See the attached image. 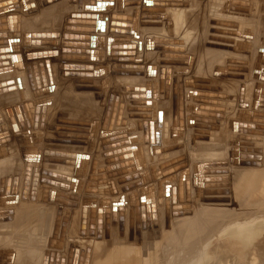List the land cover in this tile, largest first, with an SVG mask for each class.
<instances>
[{"label": "bare ground", "instance_id": "bare-ground-1", "mask_svg": "<svg viewBox=\"0 0 264 264\" xmlns=\"http://www.w3.org/2000/svg\"><path fill=\"white\" fill-rule=\"evenodd\" d=\"M122 1L123 0H47L46 4L48 5V7H37L40 12L38 14L32 13L26 18V22L24 24L25 26L20 27L21 33L19 34V37L17 36V40H13V36L17 33V20L15 19L14 15H0V45L12 44L14 46L12 47V53L10 52V49L0 50V78H2L3 80L5 79L4 82L3 80H0V88L6 87V89H1L10 90V94L12 93L10 97H13L12 95H14V98L16 97V100L18 101L16 102V100H10L13 101V103L15 101L16 103L14 105L12 104V106H7L6 108H4V110H1L2 116L4 113L6 120L0 119V134L6 135L4 138L6 140L8 138L10 141L0 144V150L13 147L16 143L19 142V145L21 146L20 149L27 148L29 150L33 149V151L39 150L40 158H42L40 161H38L39 164L42 163V168L38 170L39 176L37 175V171H35L34 173H29L31 165L26 159L30 156L24 158V160L19 161L21 165L28 164L27 171H21L19 164H17L18 168L13 166L14 163L9 158H0V204L3 205V203H6V205L11 206L17 205L19 203V195L21 196V190H27V197L25 198L27 203L25 204L24 209L21 213L22 215L19 219H17L15 225L6 224L4 230L0 231V262L2 264H39L40 258L38 256L36 257L34 253L40 252L42 246L47 242L41 237L33 238V236L31 235V231L41 230L39 225L32 226L29 223L26 224L27 220L29 221L31 215H33L34 217V212H38L39 216L49 217L53 213L52 211H61L67 216V218L71 219L70 221L73 222L74 226L78 224L77 234L79 237H82L84 241L87 239L91 240V242L93 241L92 245L104 244L105 246H107V248L104 249L105 252L109 251L123 253L122 251L124 249L131 248L136 253H142L145 246L141 247L140 244L143 241L153 240L151 238H146L148 235H150V225L152 226L150 229H153L155 227L158 228L151 231L158 232L160 230L163 235L168 233L167 231L173 232L176 229L175 233H172V236L177 237L178 235H180L179 227H177V225L184 222H187L189 224L191 221L200 220L198 212L202 207L206 205V202H223L222 198L212 199L214 196H211L210 194H230V191L226 192L225 190L224 192H217L216 187H214L216 189H212L213 191H211V189H208L209 187L207 185L215 184L217 186V183H220L222 186L226 185L223 186V190L224 187H228L229 184L224 183L228 181V179H224L225 177L217 179L208 177L205 178L204 173L206 170L204 168V164H193L192 170L190 172L188 171V173L184 172L186 170H176L179 166L175 165L177 163V160H175L176 158L174 159V157H172V153L178 146L177 138L180 134L179 132H175L174 130H172L173 125L176 126L177 124V119L175 121V124L173 123V121L175 120V118H173L175 116L173 113L176 109H173V112H167L165 105L157 98V96L160 95V90L158 95H156L158 92L157 89L156 93H154L153 91L155 90L150 89L149 84L147 85V87L146 85L145 87H143L135 84L133 85V88H131L129 99H126V96L118 94L115 90L109 91V85L106 86L112 69L107 64L109 62H118L119 59H122L123 62H127L124 58H119V56L122 55L124 57L130 55L128 53H124V51H128L130 49L128 48V46H126L127 48H122L126 44L132 46V56L136 54V56L134 57L135 59L132 60L130 58L132 61H136V59L139 60L140 56H143L144 59L142 61L145 62L151 60L155 55H157L159 58V67H162L163 69H170L176 74H181L182 77L183 75L187 76L190 74L198 60V58L190 52V49H192V44L195 41V38L191 32L194 29L191 30L189 28H192V25H189L192 22H190L191 20L188 21L189 18L187 19L186 10L188 8L185 7L186 3L184 2V0H145L148 2V4L145 6L141 5V0H138L134 6L131 4V6L128 5V1L125 4V0L123 4ZM247 1V3H250V5L244 7L243 5L239 4V2L237 3L236 0H214V3H209V8L213 9L214 12L215 9L217 10L219 7H221L220 5H223L224 8H227L229 10L232 9L234 10V12L239 10L242 12L241 16L239 17L244 21V18L247 16L244 14H247V10L255 4L254 0ZM256 1L258 2V0ZM260 1L262 2L260 3L264 5V0ZM204 2L205 1H202V4ZM11 3L12 2L10 1L0 3V11L9 12L8 5H11ZM59 5H63L62 8H59ZM222 9L220 8L219 10L221 11ZM143 11L145 13H143ZM252 11L255 12V10ZM231 12L233 13V11ZM261 13L260 15L262 16ZM11 15L12 17H10ZM252 16L254 15L252 14ZM232 17H235V15H233ZM258 18H260L259 15ZM191 19H193V25H195L194 17H192ZM262 19H264V15ZM258 20H256V22ZM84 21L89 22L84 23ZM37 22L40 23V25ZM63 22L64 24H62ZM240 22H242V20ZM36 27H49V32H32V30ZM259 27L262 28L261 25H259ZM125 28L126 31H132V33L125 36L123 35V33L121 34V32L125 30ZM242 29L243 28H241V30ZM255 29H257V27ZM261 33V46L257 47L259 50L257 51L256 59L254 60L255 62L252 65V70L250 69L251 72L254 73L253 76L256 80H254L255 82L253 83V87L248 89V91L245 90L246 92L243 94L247 102L246 109L252 110L254 108V111L257 110V112H253L252 115L249 113L253 110L249 113L247 112L246 114L245 111H240L238 109L239 111L237 112V118L233 121L228 120V123L231 121L230 129L233 131V133L236 134V138H233L234 140L232 139L231 141V145L234 148V151H231L232 158H230L231 160L228 161H230L231 167H234L233 169L237 172L239 171L243 178H249L251 175H255V181L253 179L252 180L253 183H255L254 186L257 185L255 188H258L257 190H259L260 192H258L259 202L256 200L255 203L257 202V205L252 204L251 207H246L234 212L235 214L228 220H214V222L210 224V226L214 227V229L216 230L226 223L232 221H246L257 216L264 215V127L262 126L261 128V126L258 124L259 122L257 123L254 121L260 118H264V33ZM139 34L141 35V48L139 47V41H137L139 39ZM58 47L59 49L57 50ZM237 48L233 46L230 47V50L232 52H235V49ZM53 49L55 51H58L57 53L60 52L61 55L58 54L57 59H54L55 61L51 59L53 57L49 58L53 61L52 62L48 60L47 57L43 56H47L50 52H52ZM238 49L241 50L240 48ZM5 52H10L7 57L4 56ZM71 52H86V54L88 55L91 54L92 61H64V54H66L67 56L68 54H71ZM237 55L239 56V54ZM237 55L235 52V56ZM222 56L223 55L220 53L216 58L220 60ZM28 57H30V59L37 58L39 61L26 63V59H28ZM221 61L222 60H220V62ZM59 63H61V66H54V69L53 64L58 66ZM41 64L43 65L42 67ZM174 65L175 67H173ZM35 66H38L39 68L37 71H35ZM217 68H220V66ZM221 69H223L222 71L227 72L226 69H228V67L222 66ZM152 76L153 74L149 78H151ZM154 78L156 77L154 76ZM164 78H166V76ZM225 78L226 77H223L224 80ZM226 79L228 80V78ZM85 83L89 84V86H85ZM156 83L158 84V82ZM229 83H231V80ZM187 84L189 85V81ZM159 85L158 88L160 87L159 89H162L161 86L163 84ZM191 85L189 86L191 87ZM189 86H187V89ZM136 87L144 88L145 90H135ZM95 88L99 89V91H97L98 94L92 91ZM101 88H103L102 91ZM153 88L155 89V86H153ZM1 89V93H4V91L2 92ZM198 89L200 88L198 87ZM68 91L74 92V94L79 96H92L89 98V100L76 102L72 105H65L63 98L64 94H66ZM167 92H165L166 96L168 94ZM254 93L255 95H257V98L256 101L254 99L253 102ZM5 94H7L6 91ZM117 94L121 96L119 103V97L116 98ZM260 94L261 97H259ZM201 95L205 96L201 93L198 94V96ZM185 96V112L187 114H191L193 111L196 114L197 112L199 113V111L201 110L199 108L201 107L200 103L202 102H199L200 98L198 101V97H196L195 91L187 92ZM167 99L169 101V98ZM10 101L8 100V102ZM122 104L125 107L122 106ZM206 106L207 104L205 105V107ZM67 108L72 109L71 111L73 112L84 111V113L80 112L76 116L62 115L61 112L66 110ZM207 108L208 107H206L205 111L203 110L202 112L205 113ZM139 109H146L147 111L145 114L149 116L151 115L150 120H148L147 118H136V116L140 113ZM177 111L178 115H180L179 118L183 119L181 117V110L177 109L176 112ZM205 115L208 116V112L203 116L205 117ZM175 117L178 116L176 115ZM51 118L52 120L51 122H49V119ZM171 119L174 120L172 121ZM59 121H61V123ZM171 121L173 123L172 128ZM69 124L73 126L75 125L77 127V132H66V130L64 131V129H68V127L74 128ZM120 124H122V126H119ZM245 125L252 126L254 128L245 127ZM112 127H114L113 131L111 130ZM187 127H189V124H187ZM170 130L174 132L171 133L172 131L170 132ZM168 132L171 133V135L168 134ZM193 132L194 131H192V133ZM258 132H261L263 136H258ZM67 133H70L71 136L67 137ZM202 135L199 138L203 137ZM82 136L83 138H85V143L75 141V138H81ZM232 136L234 135L232 134ZM224 139L221 137H217V135L215 134H208V136L206 137L207 141L213 142L214 144L217 143L215 145L220 146L226 142ZM252 140H259L260 142L262 141L263 144L259 142L260 145L258 143V145L254 146ZM196 142L194 139V135L193 137L191 136L187 144V147L189 146V150L196 149ZM51 145L55 146H53V148H49V146ZM258 148L262 150V153H247L241 151L242 149L258 151ZM30 153L27 152L26 154ZM245 153L248 155V158H242V156H247L245 155ZM126 155H129V157L124 159L123 156ZM195 155L197 154L195 153ZM253 156L255 158H251ZM116 158H118L117 161L115 160ZM244 163L256 165H245ZM123 165H125L124 168H122ZM114 166L118 167V171H121L122 173L125 169L134 168V171L124 173H126L127 177L132 178L136 175H140V177L143 176V178H141L144 180L146 179V181H139V183L143 182V184H145V182H147L149 187H147L145 192L139 191L140 193H136L135 191L133 192V189L131 190V192L130 188L135 184L134 182H136L137 179L136 181L133 180L134 184H132V186L127 189V191L124 190L125 192H128L129 190L130 193H127L126 197L120 196L117 199L114 196L115 194H113L112 192L114 187H112V185H115L112 182H114L118 178L124 179L125 176L121 175L112 178L113 176H111V174L114 171H111L110 167ZM205 166L208 167V164H206ZM219 166L220 168L218 167L217 163L211 164L210 167H217L215 168L217 172L206 171V174L215 175L216 173H221V171L218 170H223L224 164H219ZM173 175H176V177H173ZM234 175L236 176L237 173ZM16 176H20L18 178L19 182H17V179H13ZM212 179H214L215 181H212ZM218 179H220V181H223V183ZM100 180H104L105 182L99 183ZM151 181H153L154 183L152 184ZM141 183L139 185H141ZM118 184H120V182H118ZM128 185L122 188H126L128 187ZM116 187L121 188V185L117 186L116 184ZM252 188L251 190H253ZM257 190H253L254 193H257ZM42 191L44 194V198L40 197V193ZM11 193L12 195H10ZM119 193L121 194L122 192ZM256 193L253 194L254 197H256L255 195L258 194ZM241 194L242 193L237 196H240ZM246 195L249 196L247 193ZM73 196H78V200L74 201L75 198H73ZM226 196L228 195L226 194ZM220 197H222V195ZM236 198L238 199V197ZM243 198L240 200L243 201ZM40 202L42 204H45V206H47V209H49L51 212L48 213V210L45 209V207H41L38 204ZM161 202H163V204H161L162 206H160ZM199 203H201L200 207L198 206ZM227 203H229V201ZM216 205L218 206V204ZM216 205L214 206L216 207ZM115 206L117 207V209H114ZM214 206L212 209L215 211L217 210V207L216 209H214ZM102 207L105 208V215H103L101 211ZM86 208H88V210H86ZM221 208L223 207H218V209ZM231 208L234 209L237 208V206H233ZM252 210L257 212L252 213ZM214 211L212 213H215ZM3 214L7 213H0V215ZM82 216L84 218V221L87 222V230L85 232V225L82 226V228L84 229L83 231L79 228ZM94 217L100 221L97 224L98 238L92 237L90 239V233L91 235H95L96 219ZM149 218L152 219L151 224L147 222ZM90 220L91 230L89 232ZM103 220L105 221L104 227L106 228V231L104 232L106 233H104L102 236ZM197 223L198 222H196V225ZM190 224L192 225V222ZM186 225L187 224H185V227ZM169 226L170 229L166 230V227ZM247 226L248 227L246 229L229 231V233L223 236H220L222 232L218 233L215 237H224L227 241L228 248L224 249L223 247H220V250L214 249L216 252V254H214L215 256H210V251H212L210 250V248L214 243L209 244L202 250L201 255L197 259V263L219 264L217 258L220 257L219 255L223 256V254H225V257H228L229 259L234 261L235 258H232L230 256L234 252L239 251L237 250L238 244H240L245 249L253 243V240L258 235H262L264 233V223L255 225L258 226V229H263V233L257 230H253V226L251 225ZM185 227L184 229L188 228L189 226L186 228ZM8 228H12V230L8 231ZM196 228L198 229V227H195V229ZM186 230V240L195 241L193 244L195 245L200 240L197 237L203 234L206 231V228L205 230L202 229L201 231H192L194 229ZM141 232V237L136 235ZM56 233V236H59L58 232ZM68 235L61 236L65 238L64 242H66L67 246L71 247L70 245L72 242V236L70 235V232H68ZM160 235L162 236V234H159L152 238L156 239V237ZM123 239H125V243L118 242ZM100 240L102 242L97 244V242ZM114 242L116 243L114 244ZM107 244H109L110 246L108 247ZM138 246H140L141 248H139ZM174 248L175 247H173V250ZM177 248H175L176 251ZM185 249L188 248L185 247ZM42 252H46V250ZM65 252H70V254L74 255V253L77 251L70 248L65 250L63 253ZM115 254H112L111 256H115ZM70 259L71 256H69L68 264H72L70 263ZM84 259H80L78 264H83ZM94 260L96 261V259H93V261Z\"/></svg>", "mask_w": 264, "mask_h": 264}, {"label": "rangeland", "instance_id": "rangeland-1", "mask_svg": "<svg viewBox=\"0 0 264 264\" xmlns=\"http://www.w3.org/2000/svg\"><path fill=\"white\" fill-rule=\"evenodd\" d=\"M9 1L12 2L11 5H8L9 12L0 11V15L1 16L2 15H8V14H13L14 15L15 19L17 20V33L13 36V40H17L18 37H19V34L21 33L20 27L21 26H25L24 24L26 22V18L28 16H30L32 13L38 14L40 12V10L37 9V7H42V8L48 7V5L46 4L47 0H0V3L9 2ZM125 1H126L125 4L128 1V3H129L128 5L131 4V5L134 6L137 3L138 0H125ZM147 1L141 0L140 1L141 5L142 6L147 5L148 4ZM202 1H205V2L202 4ZM236 1H237V3L239 2V4L243 5L244 7H247V6L250 5V3H247L248 2L247 0H236ZM184 2L186 3L185 7L188 8L186 10L187 19L189 18L188 21L191 20L190 22H192L191 24H189L190 26L192 25V28L191 27H189V28L191 30L194 29L191 32H192V34H193V36L195 38V41L192 44V49H190V52L192 54H194L198 58L197 63L194 66L193 70L190 72L189 75H187L188 77L186 75H183V77H182L181 74L180 75L178 73L176 74L174 71H172L170 69H163L162 67H159V65H158L159 58H158L157 55H155L151 60L145 61V62L142 61L144 59L143 56H140L139 60L136 59V61H137L136 62V61H132L133 59H135L134 57L136 56V54L133 55V56L132 55H128L126 57H124L122 55V56H119V58H124L125 61H127V62H123L122 59H119L118 62H109L107 64L112 69H111V75H110V77H109V79L107 81V85L106 86L109 85L108 86L109 91L110 90H115L118 94L126 96L125 97L126 99H129V96H130V93H131V88H133V85H135V84L143 86V87H145V85L147 87V85L149 84L150 85L149 88L152 89V90H155V91H153L154 93H156V89H157L158 92H157L156 95H158V93L161 91L160 95H158L157 98L165 105V108H166L167 112L168 111L169 112H173L175 109L176 110L177 109L181 110V112H182L181 113V117L183 119L179 118L180 115H178V111L176 112V110H175V112L173 114L175 116L177 115L178 117H175L173 115L174 116L173 118H175V120L171 119L172 121L174 120L173 121L174 124H175V121L177 119L176 126L173 125V123L171 121V128H172V125H173V129L172 130H174L175 132H179L180 133L179 137L177 138L178 146L176 147V149L172 153L173 154L172 157H174V159L176 158L175 160H177L176 161L177 163L175 165L179 166V167H177L176 170L177 171L178 170H186L184 172L188 173V171L190 172L192 170L193 164L198 163V164H204V168H205L206 171H216L217 172V170L215 169L217 167H210L211 164L217 163L219 168H220L219 164H221V165L224 164V167L221 166V167H223V170H218V171H221V173H216L214 175V174H206V171H205L204 174H205V178L208 177V178L217 179V178L225 177L224 179H228V181L224 182L225 184H229V186L227 185L228 187H224L223 190H222L223 187H220V188L216 187V188H217V192L218 191H223L224 192V190H225L226 192L230 191V194L226 193L228 196H226L225 193H222V194H218L217 193V194H214V195L210 194L211 196H214L212 199H214V198H216V199L222 198L223 202H217V201H212L211 203L206 202V205L204 207H202L200 209V211L198 212L200 220L191 221L193 227L190 224L191 223L190 221H188V222H190L189 224L191 226L187 222H184V223H181V224L177 225V227H179V232H180V235H178L177 237L176 236H172V233H175L176 229L173 232L167 231L168 233L163 235V233H161L160 230L158 232L151 231L153 229H158V228L155 227L153 229H150L152 227L150 225L149 226L150 235H148L146 238H148V239L151 238L153 240L143 241L140 244L141 247L145 246L142 253H136L131 248L124 249L122 251L123 253L109 252V251L105 252L104 249L107 248V246H105L104 244H102V245H95V244L92 245L93 241L91 242V240H89V239L84 241V239L82 237H79L78 234H77L78 224H76L74 226L73 222L70 221L71 219L67 218V216L64 213H62L61 211H59V210L56 211L55 209H53L55 211H52L53 213L49 217L39 216L38 212H34V217H33V215H31L30 218H29V221L27 220L26 224L29 223L32 226L39 225L41 230L40 231H38V230L31 231V235L33 236V238L41 237L42 239L46 240V242H47V243H45V245L42 246V249H41L40 252H38V253L35 252L34 253L36 257L38 256L40 258L39 264H46V263L48 264L49 259H47V258H49L51 256V254L52 255L54 254V256H58L60 258V261H64L65 264H68L69 256H71L72 254H70V252H65V253H63V252L65 250H67V249H70V248L75 249V251H79L80 254L84 253L85 256L87 255L86 257H84L85 261L83 260V264H86V263H88V264H121V262H122V264H131V262H132V264H198L197 263V261H198L197 259L201 255L202 250L207 245L214 243V244H212V246L210 248V250H212V251H210L211 252L210 256H215L214 254H216V252H215L214 249L220 250L222 247L224 249L228 248L226 239L224 237L223 238H219V237L229 233V231L246 229L248 227L247 225H251V226H253V230H257V231H260V232L263 233V229H258V226H255V225L264 223V215H260V216H257L255 218H252V219L246 220V221H232V222L226 223L225 225L219 227L217 230L214 229V227H211L210 224H212L214 222V220H216V219H220V220L221 219L222 220L226 219V220H228L231 216H233L235 214L234 212H236L238 210H241V209H244L246 207H251L252 204L253 205H257L258 203L257 202L255 203L256 200L259 202V193L260 192H259V190H257L258 188L257 189L255 188L257 185L254 186L255 183H253V180L255 181V177H254L255 175L253 174L249 178H247V177L243 178L239 171L237 172L236 170L233 169L234 167L233 168L231 167L230 161H228V160H231L230 159V158H232L231 151H234V148L231 145L232 144L231 141H232L233 138L234 139L236 138V134L233 133V131L230 129L231 121H233L234 119L237 118V114H238L237 112L239 110L240 111H245L246 114H247V112L249 113L250 111L253 110L252 112L249 113V114H252V115H253V112L254 113L257 112V110L254 111V108L252 110L246 109L247 108V102H246L245 97L243 96V94L246 91H248V89L253 87V83L255 82L254 80H256V79H254V76H253L254 73L251 72V70H252L253 63L255 62L254 60L256 59L257 51L259 50L257 47L261 46V39H260L261 35L260 34H262L261 32L264 33V29H263L264 23H261V22H264V19H262L263 15H264V11H263L264 10V5L261 4L262 2L260 0H258V2L256 0H254L255 4L254 5L252 4L253 6H251V8H250L251 10L248 9L247 10V14H244V15L248 16V17L246 16L248 19L245 17L244 18L245 20L243 21V19H240V17H239L242 14L241 11L237 10V11L234 12V10H232V9L229 10L227 8H224L223 5H220L221 7H219L217 9L218 13H217L216 9L213 12V9L209 8L210 7L209 3L210 2L214 3V0H184ZM233 2H232V4H233ZM122 3L124 4V0L122 1ZM62 6L63 5H59V8H62ZM101 6H102V3H101ZM258 6H259V8H258ZM220 8L221 9L223 8L221 10L222 12L219 10ZM262 8H263V10H262ZM252 10H255V12H253ZM256 10H257V14H256ZM27 11H28V13H27ZM138 11H139V9H138ZM231 11H233V13ZM143 13H145V12L143 11ZM260 13L262 14V16L260 15ZM252 14L254 16H252ZM214 15H215V18H214ZM233 15H235V17H232ZM258 15H259L260 18H258ZM10 17H12V15ZM190 17L191 18L194 17V24L195 25H193V19H191ZM216 17H220V18H216ZM222 18H224V19H222ZM229 19H230V21H229ZM241 20H242V22H240ZM256 20H258V21L256 22ZM38 24L40 25V23H38ZM62 24H64V22ZM241 24H243L244 26L241 25ZM259 25H261L262 28H260ZM255 26L257 27V29H255L256 28ZM200 27H201V29H200ZM238 27L239 28L240 27L243 28L242 29L243 31L241 30V28L239 29ZM259 30H262V31H259ZM32 32H34V33H38V32L46 33L47 32L48 33L49 32V27H46V28H40V27L38 28V27H36L35 29L32 30ZM239 32L240 33L242 32V33L240 34ZM140 36L141 35L139 34V39L137 41H139V43H140L139 47L141 48L142 44H141ZM238 37H240V38H238ZM233 38H235V39H233ZM248 39H249V41H248ZM228 41H230V42H228ZM240 41H241V43H240ZM238 42H239V45H238ZM249 42H251V43H249ZM262 42H263V40H262ZM233 46L236 47V48L238 46V48L241 49V50H239L238 48L235 49L236 55L239 54V56L238 55L235 56V52L234 51L232 52L230 50V47H233ZM12 47H14L12 44L11 45L3 44V45H0V50L1 49H10V52L12 53ZM58 49H59V47L57 48V50ZM53 50H52V52H50L51 54L50 53L48 54L49 56L47 55V56H43V57H47L48 60H50V61H52V60L55 61L57 59V55L58 54L61 55V53L60 52L57 53L58 51H55V50L53 51ZM158 50H160V49H158ZM10 52H5L4 56L7 57ZM220 53L223 55L222 58L220 59V60H222L221 62H220V60H218L216 58L217 55H219ZM230 53L233 54V55H231ZM247 53H248V55H247ZM251 55H252V57H251ZM51 57H53V58H51ZM185 57H187V56H185ZM49 58H51L52 60L49 59ZM63 58H64V61L65 60H67V61H76V62H79V61L80 62L81 61H87V62L89 61V62H91L92 61L91 60V58H92L91 54L88 55V54H86V52H79V53L71 52V54H68L67 56H66V54H64ZM137 58H138V56H137ZM48 60H47V62H48ZM233 60H235V61H233ZM36 61H39V60L37 58H31L30 59V57H28V59H26V63H31V62H36ZM141 61H142V63H141ZM244 61H245V64H244ZM130 63H132V64H130ZM124 64H127V65H124ZM247 65H249V66H247ZM42 66L43 65L41 64V67ZM54 66L60 67L61 63H59L58 66L53 64V68H54ZM219 66H220V68H217ZM222 66L228 67L229 71H231V70L232 71L229 72L228 69H226L227 72L226 71H222L223 70V69H221ZM233 66H235V67H233ZM239 66H241L243 68H241ZM173 67H175V65ZM34 68H35V71H37L39 69L38 66H35ZM121 72H122V74H121ZM149 72H151L153 74V76H152L153 78L151 77L152 79L149 78L152 75ZM133 73H136V74H133ZM156 73H157V76H156ZM216 73H218V74H216ZM241 73H243V74H241ZM148 74H150V75H148ZM219 74H220V76H219ZM235 74H237V75H235ZM140 75H142L143 77L140 76ZM161 75H164V76H161ZM136 76H139V77H136ZM154 76L156 78H154ZM165 76H166V78H164ZM218 76H219V78H218ZM222 76L228 78V80L226 78L224 80ZM220 77H221V79H220ZM0 80L2 81L3 79L0 78ZM4 80H3V82H4ZM156 80H159V81H156ZM195 80H196V82H195ZM230 80H231V83H233V84L229 83ZM163 81H164L165 84L163 83ZM188 81H189V85L192 84L191 87L187 84ZM156 82H158V84ZM159 84H163L161 86L162 89H159L160 87L158 88ZM84 85L85 86H89V84H86V83ZM164 85H166V86H164ZM153 86H155V89L153 88ZM187 86H189L188 89H187ZM198 87L200 89H198ZM1 88H5L6 89V87H1ZM167 88H169V89H167ZM5 89H3V90L1 89L2 92L4 91V93H1V91H0V103H1L0 105L2 106V107L0 106V108H1L0 109V114H1L0 115V119H3V120H6V118H5L4 113H3V116H2L1 110H4V108H6L7 106H12V104L14 105L16 102H18L16 100V97L14 98V95H12L13 97H10L11 94H12V93L10 94L11 91L10 90H5ZM102 90H103V88H101V91ZM167 90H168V92H167ZM5 91H6L7 94H5ZM8 91H9V93H8ZM92 91H94L96 94H98L97 91H99V89L95 88ZM192 91H195L196 97H198V101H199V98H200L199 102L203 103V105H202V103H200L201 107H199V108L201 110L199 111L200 115L197 112L198 116H197V114L194 111L191 114H187L185 112V109H184V104L186 102L185 101V98H186L185 95H186L187 92H192ZM165 92L168 93L167 96H166ZM199 93H201V94H203L205 96H202V95L198 96ZM118 94H117L116 98L119 97V99H118V103H119V100L121 99V96L118 95ZM164 94H165V97H164ZM261 94L259 95V97H261ZM168 95H169V97H168ZM91 96L92 95H90V96L80 95L79 96V95L74 94V92L68 91L66 94H64V98L63 99H64V104L65 105H72V104H74L76 102H82V101H85V100H89V98ZM167 98H169V101H168ZM256 98H257V95H255V93H254L253 102H254V99L256 101ZM161 99H163V100H161ZM8 100L9 101L10 100H16V102L15 101H14V103H13V101L8 102ZM204 103H205V105L207 104L206 107L209 108V110H208V108L206 109L205 113L202 112L203 110L205 111V108H206ZM122 106H124V105L122 104ZM209 106H211V107H209ZM173 107H175V108H173ZM8 109H11V108H8ZM71 110L72 109L67 108L66 110L62 111L61 113L64 116H67V115L76 116L80 112H82V111L73 112ZM139 111H140V113L136 116V118H147L148 120H150L151 115L149 116V115L145 114L146 111H147L146 109H139ZM217 111H219V112H217ZM207 112H208V116L205 115V117H204L203 115L206 114ZM82 113H84V111ZM179 113H180V111H179ZM51 120H52V118L49 119V122H51ZM228 120H231V121L228 123ZM257 120L263 121L264 118H260V119H257ZM61 121H59V122L61 123ZM178 122L180 123L181 127H180ZM193 123H195V124H193ZM262 123L263 122H259L258 123L261 126V128H262V126L264 127V124H262ZM187 124H189V127H187ZM69 125L74 127V128L68 127V129H64V131L66 130V132H70V131L77 132V127L75 125L74 126L71 125V124H69ZM177 125H178V128H177ZM119 126H122V124H120ZM182 127L185 128V129H183ZM182 129H183V131H182ZM111 130L113 131L114 127H112ZM172 130H170V132ZM207 130H209V131H207ZM174 131H172L171 133H173ZM192 131H194L193 132L194 134L192 133ZM196 131H198V132H196ZM204 132H205V134H204ZM211 132H213V133H211ZM171 133L168 132V134H170V135H171ZM208 134H215V135H217V137H221L223 139L225 138L224 140L226 142L224 141L225 143H223L221 146L220 145H215L217 143L214 144L213 142H210V141L206 140V137L208 136ZM224 134H225V136H224ZM232 134L235 137L232 136ZM193 135H194L195 142L197 141L196 142V147H195L196 149L195 150H193V149L189 150V148H188L189 146L187 147L188 140H190V137L191 136L193 137ZM201 135L204 138L203 137L199 138ZM257 135L258 136H261V135L263 136V134L261 132H258ZM66 136L69 137L71 135H70V133L69 134L67 133ZM82 138H83V136L81 138H75V141L76 142H84L85 143V138H83V140H82ZM169 141H170V139H169ZM252 142L254 143V146H256V145H258V143L260 141L259 140H254V141L252 140ZM260 143L263 144L262 141ZM260 143H259V145H260ZM53 146H55V145H51V146H49V148H53ZM20 147L21 146L19 145V142H18L13 147L0 150V158H2V159L3 158H9L14 163L13 166L18 168L17 164H19L21 171L22 170L23 171H27V165L28 164L21 165L19 163V161L24 160V158H27V157L30 156L29 158L26 159L28 161V163H30V165H31L29 173H34L35 171H37V175L39 176V173H38L39 171L38 170L42 168V163L41 164L38 163V161H40L42 159V158H40L39 150L33 151V149L29 150L27 148L26 149H23V148L20 149ZM230 147H232V148H230ZM63 148H65V147H63ZM258 150L262 153V150L260 148H258ZM37 151H38V153H37ZM229 151H230V153H229ZM25 152L26 153L27 152H29V153L31 152V153L30 154H26ZM195 153L197 155H195ZM183 155H184V157H183ZM206 164H208L209 168L205 166ZM116 172H119V171L116 170ZM232 172L234 174L237 173V175L235 176ZM112 174H111V176H113ZM121 175H123V174L115 175L112 178L117 177V176H121ZM231 175H233V176H231ZM19 177L20 176H16L13 179H17L18 180L17 182H19V179H18ZM138 177H139V179H138ZM141 177L143 178V176H141ZM141 177H140V175L139 176L136 175L133 178L130 177L127 180V182L125 181L126 182L125 184L121 182V179H123V178H121V179H119V178L116 179L115 178L116 180L114 179L115 181L112 182L115 185L111 184L112 187L113 186L115 187V188L113 187V190H112L113 194H115L114 196L117 199L120 196L121 197H124V196L126 197L127 193H130V191L132 189H133V192L135 191L136 193H140V192H143V191L145 192L147 187H149V185L147 184V182H145V184H143V182L146 181V179L144 180ZM173 177H176V175H173ZM205 178H204V181H205ZM13 179H12V181H13ZM136 179H137V181H136ZM129 180H130V182H129ZM133 180L136 181V182H134ZM139 181H143L142 183L140 182L142 186L139 185L140 184ZM229 181H231V182H229ZM103 182H105V181L104 180H100L99 183H103ZM118 182H120V184H118ZM151 182H152V184L154 183L153 181H151ZM220 182L223 183V181H220ZM116 184H117V186L121 185V188H117ZM123 184H124V186H123ZM132 184H134L135 186L133 185L134 186L133 187ZM217 184H219V183H217ZM126 185H128V187L122 188V187H125ZM137 185H139V186H137ZM17 186H18V184H17ZM83 186H84V184H83ZM130 186H132V187L130 188ZM129 188H130V191L128 190V192H125ZM216 188L209 187L208 189H211V191H213L212 189H216ZM246 188H248V189H246ZM251 188L254 191L257 190V193L259 192L258 194L255 192L258 196L255 195L256 197H254L253 194H255V193H254L253 190H251ZM118 190H119V192H122L121 193L122 195L118 192ZM167 191H168V189H167ZM86 192H88V191H86ZM124 192H125V194H124ZM167 193H169V192H167ZM240 193H242V194L240 196H237ZM246 193L249 196H247ZM26 194H27V190L22 189L21 190V196L19 195V203L17 205H12L11 206V205H6V203H3V205L0 204V213H2V212H6L7 213V214L0 215L1 216L0 217V231L4 230V227H5L6 224L15 225V222L17 221V219L20 218V216L22 215L21 213H22V211L24 209V206L27 203L26 199H25L27 197ZM243 194L246 195V196H244ZM10 195H12V193ZM42 195H43V197H42ZM221 195H222V197H220ZM215 196H217V197H215ZM40 197L44 198L43 191L40 193ZM236 197H238V199ZM243 197H245V198H243ZM252 197H254V198H252ZM73 198H75L74 201L78 200V196H73ZM242 198H243V201L240 200ZM235 199H236V201H235ZM228 201H229V203H227ZM236 202H238V203H236ZM224 203H226L227 206ZM38 204L41 207H45V209H47V206H45V204H42L41 202L38 203ZM161 204H163V202L160 203V206H162ZM216 204H218V206ZM200 205H201V203L198 204L199 207H200ZM214 205H216V207H217V210H215V211L212 209ZM224 205H225V207H224ZM232 205L234 207L237 206V208L232 209L231 208V207H233ZM41 207H39V208H41ZM216 207L214 209H216ZM218 207H223V208L218 209ZM114 209H117V207L115 206ZM47 210H48L47 211L48 213L51 212L49 209H47ZM86 210H88V208H86ZM101 211H102L103 215H105L104 214V211H105L104 207H102ZM213 211L215 213H212ZM218 211H221V212H218ZM251 212L255 213L257 211L252 210ZM156 221H158V220H156ZM98 222H100V221L96 219L95 235H91V233H90L89 234V238L90 239L92 237H97L98 238V227H97ZM147 222H149V224H151L152 219L149 218L147 220ZM196 222H198L199 225H198V223L196 225ZM185 224H187L189 227L186 225V227H188V228H186ZM83 225L86 226L85 230L82 228ZM102 225H103V229H102V236H103V234L106 233V232H104V231H106V228L104 227L105 226V221L104 220L102 221ZM183 226L186 229H191V230L194 229L192 231H195V230L201 231L202 229L205 230V228H206V231L203 234H201V235H199L197 237L200 240L195 245H193L195 241L186 240L187 230L184 229ZM194 226L198 227V229L197 228L195 229ZM201 226H203V227H201ZM79 228L82 231L84 230V232L87 230V222L84 221L83 216H82ZM169 229H170V226L166 227V230H169ZM7 230L11 231L12 228H8ZM90 230H91V220H90L89 232H90ZM144 231H142V232H144ZM56 232H58L59 236H56L57 235ZM68 232H70V235L72 236L71 245L69 244L71 247L67 246L66 242H64L65 238L63 236H61V235H68ZM142 232L138 233L136 235L141 237ZM220 232H222L221 235L219 237L218 236L215 237ZM159 234H162L163 237L160 235V236H157L156 239L152 238V237H155L156 235H159ZM127 241H131V240H127ZM51 242H53V243H51ZM100 242H102V241L101 240L98 241L97 244H99ZM118 242L125 243L126 241H125V239H123V240L118 241ZM115 243L116 242H114V244ZM107 245H108V247L110 246L109 244H107ZM111 245H112V243H111ZM140 246H138V247L141 248ZM238 246H237V250H239V251L234 252L230 256L232 258L233 257L235 258L234 261H232L228 257H225V254H223V256L219 255L220 257L217 258L218 259V263L219 264H221V263L222 264H264V233L262 235H258L253 240V243L251 245H249V247L244 249L240 244H238ZM173 247H175V248L178 247L177 251H176L175 248L173 250ZM185 247L188 248V249H185ZM1 249H3V248H1ZM44 250H46V252H42ZM59 253H61V254H59ZM112 254H115V256H111ZM93 259H96V261L95 260L93 261ZM79 260H80V258L78 259V263H79ZM227 260H229V261H227Z\"/></svg>", "mask_w": 264, "mask_h": 264}, {"label": "water", "instance_id": "water-1", "mask_svg": "<svg viewBox=\"0 0 264 264\" xmlns=\"http://www.w3.org/2000/svg\"><path fill=\"white\" fill-rule=\"evenodd\" d=\"M84 23H87V22H84ZM255 122H263L264 123V120L263 121H261V120H254ZM245 127H251V128H254V127H252V126H247V125H245ZM6 135H2V134H0V144H3V143H6V142H9L10 140L7 138V140L4 138ZM241 151H243V152H251V153H261L259 150L257 151V150H250V149H242ZM245 155H247L246 153H245ZM242 158H248V155L247 156H242ZM251 158H255L254 156L253 157H251ZM260 158V157H259ZM236 163H237V160H236ZM245 165H256V164H250V163H244ZM219 181H220V179H218ZM212 181H215L214 179H212ZM208 187H223V186H226V185H221L220 183L216 186L215 184L213 185H207ZM73 255V254H72ZM71 255V259H70V263H72V264H78V259L80 258V259H84V257H85V254L84 253H81L80 254V252L79 251H77V252H75L74 253V255L72 256ZM82 256V257H81ZM87 256V255H86ZM47 259H49V262H48V264H65L64 263V261H60V258L58 257V256H54V254L52 255L51 254V256L49 257V258H47ZM0 264H2L1 262H0ZM47 264V263H46ZM86 264H88V263H86Z\"/></svg>", "mask_w": 264, "mask_h": 264}]
</instances>
